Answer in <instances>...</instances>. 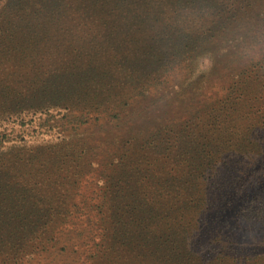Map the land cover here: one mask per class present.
<instances>
[{"label":"rangeland","instance_id":"obj_1","mask_svg":"<svg viewBox=\"0 0 264 264\" xmlns=\"http://www.w3.org/2000/svg\"><path fill=\"white\" fill-rule=\"evenodd\" d=\"M262 183L264 0H0V264H264Z\"/></svg>","mask_w":264,"mask_h":264},{"label":"trees","instance_id":"obj_2","mask_svg":"<svg viewBox=\"0 0 264 264\" xmlns=\"http://www.w3.org/2000/svg\"><path fill=\"white\" fill-rule=\"evenodd\" d=\"M21 62H22V65H24L25 67H35L36 65H38V61H34V60H22ZM207 84H208V88H206L205 86L202 88V92L200 93L201 97H204L202 94L205 90H212V89H209V82ZM144 95L145 94H142V93L140 94L141 97H144ZM155 95H152V96H155ZM152 96H151V99L148 101V103L150 104L154 103L156 105L158 102H156V99H154ZM95 112L96 113L93 116L92 120L85 118L84 116L75 118L74 121H75L76 127L82 128L84 126H88L90 121H93L94 124L99 123L103 118L102 112L100 111H95ZM117 116H119V114H117ZM88 150L91 151V148H89ZM85 159L86 160L87 159L96 160V162L99 164V167H97V169H94V173L96 174V176H99L100 174H102L103 170L100 168H104L107 164H109L108 162L110 161L109 157H104V156L97 159L95 158V154H92L91 152L86 153L83 160ZM84 176H86V174ZM99 197L94 196L93 199L91 200H96ZM243 201L245 205L249 201L251 204H255L259 202L264 204V183L260 184V186L256 188L255 191L249 193L248 196L243 199ZM93 208H95V206H93ZM249 211L250 212L248 214L250 215H254L256 213V211L254 210L252 206L249 208ZM239 218H242V217H239ZM236 221H239V220H236ZM229 222L230 221H227L224 225L225 226L230 225ZM238 233L241 235L243 239H245V241L252 240L253 242H256V240L264 238V220H255V218L252 217L250 218V220L247 221L245 225H243V227L238 231Z\"/></svg>","mask_w":264,"mask_h":264}]
</instances>
